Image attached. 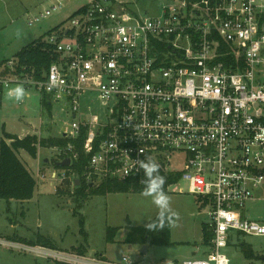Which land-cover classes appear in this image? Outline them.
Returning a JSON list of instances; mask_svg holds the SVG:
<instances>
[{"label":"built area","instance_id":"2783aa9c","mask_svg":"<svg viewBox=\"0 0 264 264\" xmlns=\"http://www.w3.org/2000/svg\"><path fill=\"white\" fill-rule=\"evenodd\" d=\"M65 1L54 0L29 24ZM128 4L86 0L46 39L57 58L43 78L15 77L68 107L72 122L62 136L76 139L87 129L83 177L91 186L142 180L134 161L146 157L179 173L171 185L188 182L208 207L212 235L205 257L181 264H232L225 250L234 234L264 236V223L245 216L250 201L264 200V0H165L154 16ZM91 92L105 113L82 119ZM60 154L71 164L80 155L72 143ZM178 155L183 169L172 164ZM52 176L66 179L65 172ZM0 244L54 262L121 264L42 244Z\"/></svg>","mask_w":264,"mask_h":264},{"label":"rangeland","instance_id":"374dc122","mask_svg":"<svg viewBox=\"0 0 264 264\" xmlns=\"http://www.w3.org/2000/svg\"><path fill=\"white\" fill-rule=\"evenodd\" d=\"M53 1L0 0V80H9L8 85L3 83L0 135L5 127L7 131L21 136L39 134L44 137H61L68 127L67 123L72 122V115L62 110L68 108L66 105L52 101L49 114L43 106L41 90L34 85L18 82L15 75L8 71V61L22 47L40 37L47 39L48 31L68 20L86 0H67L62 10L57 9L40 22L30 25L29 20L50 8ZM120 1L129 2L131 9L149 16L158 15L165 3V0ZM17 84H23L28 93L21 102L7 96L8 90ZM81 103L82 111L78 117L82 119L88 120L91 114L103 116L105 113V105L94 92L85 94ZM88 108L92 111H88ZM60 153L59 147L39 148L37 158L25 150L19 153L21 160L29 165L37 184L31 199L0 198V238L28 244L29 240L45 235L61 250L77 252L82 247L84 250L86 248L85 252L106 253L110 261L121 262L122 257L127 256L136 264H181L185 260L205 257L208 247L202 241V226L211 219L207 214L208 207L189 193L187 181L181 180L169 186L166 192L172 209L179 214L171 226V243L152 244L146 253H142L145 243L140 240L127 242L126 239L132 227L145 226L148 220L156 216L158 209L152 204L151 198L133 191L94 195L88 189H85L84 195H79L75 192L81 184L79 176L55 164L61 161ZM181 157L178 155L172 161L177 169L184 168ZM53 172H65L66 179L53 177ZM77 180L80 181L78 184ZM98 186L96 184L94 188ZM259 197L246 205L245 216L264 223V200ZM109 227L119 228L114 242L107 240ZM235 236L232 245L225 250L232 264H264V236ZM242 244L252 248L253 257L245 256ZM0 264L57 263L34 251L0 244Z\"/></svg>","mask_w":264,"mask_h":264},{"label":"trees","instance_id":"16d2710c","mask_svg":"<svg viewBox=\"0 0 264 264\" xmlns=\"http://www.w3.org/2000/svg\"><path fill=\"white\" fill-rule=\"evenodd\" d=\"M53 27L48 31L51 34L57 30L61 24ZM57 58L54 45L50 44L43 37L36 39L35 41L22 47L14 59V66L9 67V72L12 75L17 76L19 79H26L27 77L34 76L37 79H42L44 71L48 69L50 64ZM4 84L0 82V105L2 102ZM42 103L45 109L51 114V100L47 95H42ZM87 136V129L82 128L80 135L76 139L61 137H44L37 134H28L24 137H20L16 134L3 131V137L0 141V198L11 200H28L33 197L37 180L34 174L27 168L26 164L19 157V152L25 150L30 156L36 158L39 152V148L46 147H59L65 148L69 143L75 146V149L79 151V160L73 161L69 166L63 167L71 170L79 176L81 181L75 192L79 195H84L85 189L90 190L92 194H108L112 192H137L141 193L143 185L141 180H127V181H105L97 188L87 183L83 177V172L86 169L89 156L84 154V143ZM64 159V157H63ZM57 162V161H56ZM62 167V166H58ZM160 174L166 177V184L164 186L165 192H168L169 186L176 182L180 174L166 173L160 169ZM157 215V214H156ZM156 216L152 219L154 220ZM203 243L205 245L210 244L211 233L208 230L207 223H203ZM119 228L109 227L107 240L108 242H114L115 236ZM83 227L81 232H83ZM137 235L139 236L138 238ZM240 237L238 234L237 238ZM148 239H152V244H170L171 243V226H166L160 231H149L145 226L132 227L131 231L126 239L127 242H135L137 240L146 243ZM37 244L46 245L54 248L55 245L44 236H40ZM34 242L32 244H35ZM232 239L229 241V246L232 245ZM242 248L245 256L253 257L254 252L252 248L242 244ZM85 252L82 248L79 250ZM57 264H69L64 262H56ZM168 264V263H161ZM173 264H177L176 262Z\"/></svg>","mask_w":264,"mask_h":264},{"label":"clouds","instance_id":"9594fccd","mask_svg":"<svg viewBox=\"0 0 264 264\" xmlns=\"http://www.w3.org/2000/svg\"><path fill=\"white\" fill-rule=\"evenodd\" d=\"M27 94L23 84H17L7 92L8 98L17 102L23 101ZM134 167L143 172L144 178L140 181L143 185L141 195L151 198L152 204L158 209L156 218L148 220L145 227L149 231H160L166 226H172L179 214L172 209L170 197L165 192L166 177L160 174V164L152 157H146L135 160ZM121 264H130V257L124 256Z\"/></svg>","mask_w":264,"mask_h":264},{"label":"crops","instance_id":"0c3cea01","mask_svg":"<svg viewBox=\"0 0 264 264\" xmlns=\"http://www.w3.org/2000/svg\"><path fill=\"white\" fill-rule=\"evenodd\" d=\"M119 2H123V1H120L119 0ZM127 3H129V2H127ZM65 6V5H64ZM62 10V9H61ZM6 131V132H8V133H12V132H10V131H7L6 129H5V127H4V129H3V131ZM3 131H2V135H0V141H1V139H2V137H3ZM12 134H16V133H12ZM17 135V134H16ZM28 135V134H27ZM37 135H39V134H37ZM18 136H20V137H24V136H26V135H23V136H21V135H18ZM40 136V135H39ZM21 151H23V150H21ZM20 151V152H21ZM19 152V153H20ZM19 156H20V154H19ZM38 156V155H37ZM37 158V157H36ZM26 166H27V164H26ZM27 168L31 171V169L29 168V165L27 166ZM32 172V171H31ZM33 173V172H32ZM54 173V172H53ZM53 173H52V175H53ZM253 201V200H252ZM236 234H234L233 235V237H232V241H234V239H235V236ZM237 236H238V234H237ZM39 237L40 236H38V238L37 239H31V240H29V243H35V242H37L38 241V239H39ZM44 237H46L45 235H44ZM48 240H50L54 245H55V243L50 239V238H48V237H46ZM0 239H4V238H0ZM12 241H16L15 239H13ZM202 241H203V237H202ZM16 242H19V241H16ZM35 244H37V243H35ZM87 244V249H88V243H86ZM73 246V245H72ZM231 246V245H230ZM55 247H57L58 248V246L57 245H55ZM208 247V246H207ZM82 248V247H81ZM209 248V247H208ZM84 250V249H83ZM85 250H86V248H85ZM208 252V251H207ZM86 253H88V254H96V253H98V254H100V255H102V256H104L105 258H107V259H109L108 258V256L106 255V253H103V252H95V253H89V250L86 252ZM206 255V254H205ZM110 260V259H109ZM169 264V263H168ZM170 264H173V263H170Z\"/></svg>","mask_w":264,"mask_h":264},{"label":"water","instance_id":"95a60500","mask_svg":"<svg viewBox=\"0 0 264 264\" xmlns=\"http://www.w3.org/2000/svg\"><path fill=\"white\" fill-rule=\"evenodd\" d=\"M57 166H62V167H66V166H69L71 164V159L70 158H65L64 160H61V161H57L55 163ZM80 181L77 180V184L79 183ZM152 245V239H148L147 242L143 245L142 249H141V252L142 253H146L148 248Z\"/></svg>","mask_w":264,"mask_h":264}]
</instances>
